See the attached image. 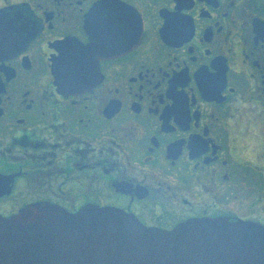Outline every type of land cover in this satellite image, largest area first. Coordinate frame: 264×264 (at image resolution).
<instances>
[{"label": "flooded vegetation", "instance_id": "obj_1", "mask_svg": "<svg viewBox=\"0 0 264 264\" xmlns=\"http://www.w3.org/2000/svg\"><path fill=\"white\" fill-rule=\"evenodd\" d=\"M33 206L264 225V0H0V215Z\"/></svg>", "mask_w": 264, "mask_h": 264}, {"label": "water", "instance_id": "obj_2", "mask_svg": "<svg viewBox=\"0 0 264 264\" xmlns=\"http://www.w3.org/2000/svg\"><path fill=\"white\" fill-rule=\"evenodd\" d=\"M0 264H264V225L204 218L165 231L113 208L33 206L0 215Z\"/></svg>", "mask_w": 264, "mask_h": 264}]
</instances>
